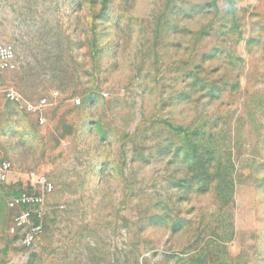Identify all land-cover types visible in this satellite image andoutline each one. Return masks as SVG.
<instances>
[{
    "label": "rangeland",
    "instance_id": "374dc122",
    "mask_svg": "<svg viewBox=\"0 0 264 264\" xmlns=\"http://www.w3.org/2000/svg\"><path fill=\"white\" fill-rule=\"evenodd\" d=\"M78 1L0 0V46L15 61L0 75V166H11L0 182V264H176L195 253L188 239L218 203L187 194L186 143L166 124L198 119L216 126L219 176L233 181L221 208L232 228L204 237L264 264V0ZM105 1L113 14L95 18ZM9 91L48 105L7 112ZM38 176L53 191L42 237L24 248L7 201Z\"/></svg>",
    "mask_w": 264,
    "mask_h": 264
},
{
    "label": "trees",
    "instance_id": "16d2710c",
    "mask_svg": "<svg viewBox=\"0 0 264 264\" xmlns=\"http://www.w3.org/2000/svg\"><path fill=\"white\" fill-rule=\"evenodd\" d=\"M74 2L76 4H79L78 0H74ZM108 5L109 1H105L102 5V11H100V14L98 13L97 15H95V18H101L103 16H106V11L111 12L109 14L112 15L113 10H110V8L108 9ZM232 17L233 16L230 10L225 12V18L228 19L225 20L226 22L232 20ZM228 31H231V28L227 29V33ZM227 33L221 31L219 32L218 36L226 37ZM90 39H92L93 42H96L95 33L93 31L90 33ZM219 40L221 44H223L224 41L221 38H219ZM218 50L221 51V55L225 54V58L236 59L235 57H233V53L232 55H230L229 53H222V49H220L219 47L214 48L215 56H217L216 53H218ZM196 81L199 82L198 77L193 76V86L195 87L197 85ZM207 92L206 94L212 96H214L215 94H219V91L217 89L209 88ZM88 100H90L89 102H91L92 97H88L87 101ZM17 106V103L11 102L10 105L8 104L6 111L9 112L12 108H16ZM201 120L204 121L203 119ZM201 120L198 119V122L193 121L191 124L186 126H174L173 124H166L169 129V133L172 132L177 135L179 134L184 138L186 143L184 145L185 148L183 149H185V155L187 157V160L189 161L191 167L190 170L193 175L192 179H189L184 185L187 194L205 195L210 193L218 203L217 211L213 214L204 215L201 218V221L197 225L196 229L192 232L195 233L194 236L190 237L191 239H188V241L191 240L188 245L198 246L196 252L193 254L186 255L187 258L185 260H180L178 258L175 263L238 264L240 262H243V264H249L245 260L242 261V255L234 258L231 257L226 247L222 246L217 240H206V237H204L203 232L209 231L210 234L215 236L214 234L219 230L221 231V229H224L226 231L227 228L229 230V226L232 228L233 216L230 214V218L226 217L227 215L225 214L224 210H221V208H224L232 201L233 190L231 189V187L233 188V181L231 177L229 178V176L226 177V180L222 175L219 176L223 165L222 161L220 160V151L218 152L219 149L217 148L219 139H217L218 132L216 131V126L208 124L205 125L203 122H199ZM101 140L103 141V139ZM226 164L228 168H231V170H233V164L231 161H229V159H227ZM227 180H229L230 186ZM24 192H30V189ZM17 195H19V193L14 195L12 194L10 198L15 197ZM9 211L14 214L12 223V227H14V219L19 214V210ZM152 221L154 222L156 220L152 219ZM227 222H230V224ZM190 228L191 226H188V223L173 224V229H179L177 231H188ZM13 234H19L22 240V229H15ZM41 237H39L38 239H40ZM163 259L165 261L173 260L170 255H164Z\"/></svg>",
    "mask_w": 264,
    "mask_h": 264
},
{
    "label": "built area",
    "instance_id": "2783aa9c",
    "mask_svg": "<svg viewBox=\"0 0 264 264\" xmlns=\"http://www.w3.org/2000/svg\"><path fill=\"white\" fill-rule=\"evenodd\" d=\"M15 61L14 53L10 46H0V75L14 70ZM54 97L57 93L53 94ZM6 98L20 105L28 113L40 112L46 107L47 100L43 99L37 106L25 102L18 94L9 91ZM75 104H79V100H75ZM41 124L44 123L42 118L39 119ZM11 172V166L8 162H4L0 166V182H6ZM53 191V184L44 176L36 177L31 185L30 192L21 193L7 201L9 210H19V214L14 219L15 229L23 230L21 244L24 248H31L39 237L43 234V219L46 212V198Z\"/></svg>",
    "mask_w": 264,
    "mask_h": 264
}]
</instances>
